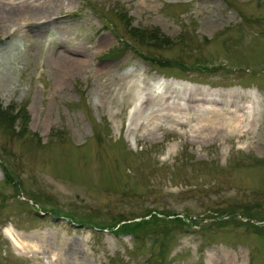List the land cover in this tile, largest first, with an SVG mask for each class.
<instances>
[{"label": "rangeland", "instance_id": "374dc122", "mask_svg": "<svg viewBox=\"0 0 264 264\" xmlns=\"http://www.w3.org/2000/svg\"><path fill=\"white\" fill-rule=\"evenodd\" d=\"M0 8V107H21L0 121V264H264V0ZM125 13L171 43L132 41Z\"/></svg>", "mask_w": 264, "mask_h": 264}, {"label": "trees", "instance_id": "16d2710c", "mask_svg": "<svg viewBox=\"0 0 264 264\" xmlns=\"http://www.w3.org/2000/svg\"><path fill=\"white\" fill-rule=\"evenodd\" d=\"M119 18L122 19V22L126 26V29L129 30V32H130L129 38L134 42H137V43L142 44V45H151L152 47H155V48H163V47H165L171 43L170 38H168L167 36L160 35L158 33V30H155V29L143 30V29H139L138 27L132 26V24L129 20V17L127 15H124L123 17L120 16ZM120 43L124 46L125 50H131V51L135 52L144 60L149 59L147 56L143 55L142 53L135 51L134 46L128 40L122 39L120 41ZM116 50H117V48H116ZM112 52L113 51H108V54H111ZM166 63H168V61H166ZM19 111H21V107H19L15 113H12L11 111H8L7 109H3L2 107H0V121L7 123V122L3 121V119H5L11 123L12 122L11 120H15L16 115L17 116L19 115L18 114ZM23 119L26 120L25 114L23 116ZM10 123H7V124L11 125ZM0 163H2V162H0ZM0 168H1L2 173H3V178H4L3 181L12 184V186L15 188L14 185L17 184L16 180H14L12 175L7 171L6 167H4L2 164L0 165ZM52 212L53 211H51V213ZM167 214H171V213H167ZM161 216L162 217H158L156 214H152V215H150L149 219L140 220V221L139 220L138 221L132 220L134 218L118 219L113 225V227L117 226L114 229V232L118 233V234H133L134 237L136 238L139 233H143L145 231L143 228L147 224H150L151 227H155V226H158L159 224H161L165 219L164 214H162ZM173 216H174V218L172 217L173 218L172 221H169V222L181 224V223H179V221H181L180 218H178L175 215H173ZM91 226L98 228V229H102L105 227L102 224H99L96 222L91 223ZM150 232H154V230L152 229V230H150ZM158 234H159V232L156 235H158Z\"/></svg>", "mask_w": 264, "mask_h": 264}, {"label": "bare ground", "instance_id": "6f19581e", "mask_svg": "<svg viewBox=\"0 0 264 264\" xmlns=\"http://www.w3.org/2000/svg\"><path fill=\"white\" fill-rule=\"evenodd\" d=\"M16 8V7H15ZM20 8V7H19ZM27 8H29V11L27 12V15H30L31 17H33L35 20H38L39 18H41V14H45L51 7H48V10H46L45 9V7H40V8H37V7H34V8H32V7H27ZM21 9H22V11L23 10H25V7L24 8H22L21 7ZM20 9V10H21ZM11 11V10H10ZM26 11H27V9H26ZM4 14V10H3V8H0V15L1 14ZM17 13V12H16ZM6 14H8V12L6 13ZM49 15V14H48ZM48 15H47V17H48ZM3 16V15H2ZM43 16V15H42ZM4 17V16H3ZM34 19H30V20H34ZM74 54H78V55H80L81 53L79 52V51H71V55H74ZM82 56H85V55H82ZM74 57V56H73ZM76 62H78V63H84L85 62V60L82 58V59H78V58H76V59H74ZM191 97V99L192 100H197L198 98H196V95L194 94V93H192V95L190 96ZM167 98H169L168 96H167ZM167 100V99H166ZM165 100V101H166ZM164 101V102H165ZM176 102V101H175ZM174 102V100H173V102H172V104H170V106L172 107V108H178L177 107V102L175 103ZM152 112H154V110H151L150 111V113H152ZM222 120H219L217 123H219L220 125H222V122H221ZM224 122H227V123H229L230 121L227 119V121H224Z\"/></svg>", "mask_w": 264, "mask_h": 264}]
</instances>
